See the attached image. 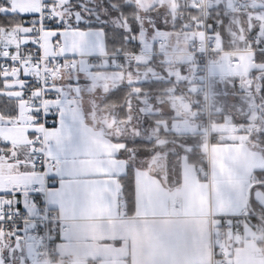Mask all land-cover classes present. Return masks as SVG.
<instances>
[{"label": "snow or ice", "instance_id": "6c2138e0", "mask_svg": "<svg viewBox=\"0 0 264 264\" xmlns=\"http://www.w3.org/2000/svg\"><path fill=\"white\" fill-rule=\"evenodd\" d=\"M249 242L264 0H0V264H240Z\"/></svg>", "mask_w": 264, "mask_h": 264}, {"label": "crops", "instance_id": "0c3cea01", "mask_svg": "<svg viewBox=\"0 0 264 264\" xmlns=\"http://www.w3.org/2000/svg\"><path fill=\"white\" fill-rule=\"evenodd\" d=\"M256 252L255 245L251 242L241 245L236 260L240 261V264H260L261 261H264V254L257 256Z\"/></svg>", "mask_w": 264, "mask_h": 264}, {"label": "built area", "instance_id": "2783aa9c", "mask_svg": "<svg viewBox=\"0 0 264 264\" xmlns=\"http://www.w3.org/2000/svg\"><path fill=\"white\" fill-rule=\"evenodd\" d=\"M239 248H240V247H238V248L235 249V252H234L235 258H236L237 255L239 254Z\"/></svg>", "mask_w": 264, "mask_h": 264}]
</instances>
